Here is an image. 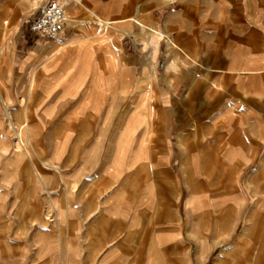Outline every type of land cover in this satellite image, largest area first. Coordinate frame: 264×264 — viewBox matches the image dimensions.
<instances>
[{"label":"rangeland","instance_id":"rangeland-1","mask_svg":"<svg viewBox=\"0 0 264 264\" xmlns=\"http://www.w3.org/2000/svg\"><path fill=\"white\" fill-rule=\"evenodd\" d=\"M34 1L0 19V264H240L264 231V0H83L66 46L29 32ZM112 210L154 230L152 261L90 259Z\"/></svg>","mask_w":264,"mask_h":264},{"label":"crops","instance_id":"crops-1","mask_svg":"<svg viewBox=\"0 0 264 264\" xmlns=\"http://www.w3.org/2000/svg\"><path fill=\"white\" fill-rule=\"evenodd\" d=\"M43 0H37L34 1L35 5H39ZM83 0H72V4L68 9V16L69 21H67L66 29L69 30L72 27L79 26L80 24L84 23V20H80V15L82 13V8L84 7ZM18 4L19 0H10L8 3L1 6V16L6 15L8 17H13V15L18 13ZM15 19L14 17L12 20ZM96 20L97 25L101 26L102 28H110L111 22L108 20H104L101 18H97ZM136 23H139L138 20H135ZM91 22V21H87ZM9 21L4 20L3 25H8ZM0 28H2L1 20H0ZM1 30V29H0ZM2 32V31H1ZM0 32V35L2 33ZM60 45L66 46L68 42H56ZM40 47H36V49H39ZM79 50L81 52L84 51L83 47L80 46ZM2 53V52H1ZM59 54L56 52V55ZM256 56H249V62H252L254 59H256ZM49 59V57H48ZM246 60V59H245ZM251 65H249L250 68ZM168 69H173L175 71L179 70V66L175 63H172L169 65ZM250 71V70H249ZM36 80H37V73L36 71L33 74V78L31 81V92L34 91L36 86ZM154 90V87L152 88ZM0 94H1V88H0ZM100 96V95H99ZM99 98V97H98ZM23 115L24 120L21 124H25L29 121V112L27 108H23V111L21 112V116ZM16 148L19 153L24 154L29 160L30 163L34 169L39 174L38 166L34 162L32 156L30 155L29 151L27 150V147L25 146L24 142H20L16 144ZM100 185H105L103 182L100 183L97 187V189L100 191L98 193H102L100 188ZM53 206V205H52ZM122 210L124 209V206H121ZM54 208V207H53ZM112 210V213H106V212H100L98 216H96V226L94 229V232H91L90 240H89V257L91 260L95 259L96 256L98 258L99 255H103V253H107L108 250L111 248V246H121L126 247L130 245H135V243L140 244L139 246L142 247V250H139V252L145 253V261H152L153 259V253L155 252L154 248L157 245L156 244V233L153 231H145L143 230H136L134 227V224L130 222H135L137 219L134 216L135 214H132L131 216L129 213L126 214H116V212ZM254 220V219H253ZM228 221V220H226ZM254 226L251 231L252 236L250 235L247 239H245L244 243L240 244L241 249L238 258L240 259L238 262L240 264H246L249 259H251V248H252V242L254 240H258L261 242V246L259 251L257 250L258 257H254L255 262L254 264H264V231L262 230V224L259 220V218H255L254 220ZM142 240H138V239ZM138 246V245H137ZM92 262V261H91Z\"/></svg>","mask_w":264,"mask_h":264},{"label":"built area","instance_id":"built-area-1","mask_svg":"<svg viewBox=\"0 0 264 264\" xmlns=\"http://www.w3.org/2000/svg\"><path fill=\"white\" fill-rule=\"evenodd\" d=\"M72 0H45L31 13L29 32L49 42L59 40L67 23L68 8Z\"/></svg>","mask_w":264,"mask_h":264},{"label":"bare ground","instance_id":"bare-ground-1","mask_svg":"<svg viewBox=\"0 0 264 264\" xmlns=\"http://www.w3.org/2000/svg\"><path fill=\"white\" fill-rule=\"evenodd\" d=\"M71 6V5H70ZM67 14H68V12H67ZM67 21H68V16H67Z\"/></svg>","mask_w":264,"mask_h":264}]
</instances>
